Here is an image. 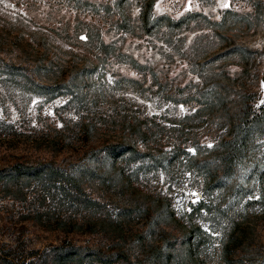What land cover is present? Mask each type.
Here are the masks:
<instances>
[{
    "label": "rangeland",
    "instance_id": "1",
    "mask_svg": "<svg viewBox=\"0 0 264 264\" xmlns=\"http://www.w3.org/2000/svg\"><path fill=\"white\" fill-rule=\"evenodd\" d=\"M128 146L98 211L1 188L0 250L264 264V0H0V170Z\"/></svg>",
    "mask_w": 264,
    "mask_h": 264
},
{
    "label": "trees",
    "instance_id": "2",
    "mask_svg": "<svg viewBox=\"0 0 264 264\" xmlns=\"http://www.w3.org/2000/svg\"><path fill=\"white\" fill-rule=\"evenodd\" d=\"M31 143L32 146H35V140L32 139ZM83 154L86 157L75 161V164L71 165L70 168L54 167L50 164H43L38 167L17 164L11 168L0 170V189H14V194L21 195H17L18 198L22 197V200H26L30 193H24L23 190L30 188L35 190L36 188L41 192V202L44 206L47 201L51 200L55 206L59 204L68 209L84 206L88 213L89 211H98L101 206V199L86 192V184L91 182L103 186L110 181L116 186L126 174L120 165L127 162L128 158L137 161V158L146 155L139 149L130 146L123 150L113 147L104 151L92 150ZM129 178H126V183ZM60 215L62 214L60 213ZM59 217L56 220L61 223H71L65 219L60 220L61 217ZM69 219L72 218L69 217ZM57 251L61 252L57 253ZM19 252H22V255H19ZM31 257L30 254L20 251L19 247L10 249L8 252H5V249L0 250V264H25ZM46 259L50 261V264H71L75 259L77 260V257L58 248L50 251ZM39 260L44 261L42 256H39Z\"/></svg>",
    "mask_w": 264,
    "mask_h": 264
}]
</instances>
